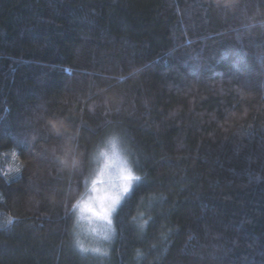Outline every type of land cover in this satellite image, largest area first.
I'll return each mask as SVG.
<instances>
[{
    "label": "trees",
    "instance_id": "trees-1",
    "mask_svg": "<svg viewBox=\"0 0 264 264\" xmlns=\"http://www.w3.org/2000/svg\"><path fill=\"white\" fill-rule=\"evenodd\" d=\"M110 139L138 181L92 248ZM0 264H264V0H0Z\"/></svg>",
    "mask_w": 264,
    "mask_h": 264
},
{
    "label": "rangeland",
    "instance_id": "rangeland-1",
    "mask_svg": "<svg viewBox=\"0 0 264 264\" xmlns=\"http://www.w3.org/2000/svg\"><path fill=\"white\" fill-rule=\"evenodd\" d=\"M93 163L96 169L94 165L95 171L88 177L84 194L74 204L73 212L77 229L86 239L90 236L94 240L90 241L91 247L96 248V244L111 237L114 213L138 177L130 170L120 143L114 139L106 141Z\"/></svg>",
    "mask_w": 264,
    "mask_h": 264
}]
</instances>
